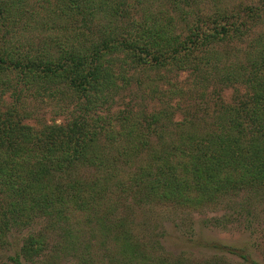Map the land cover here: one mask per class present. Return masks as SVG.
<instances>
[{"label":"trees","instance_id":"obj_1","mask_svg":"<svg viewBox=\"0 0 264 264\" xmlns=\"http://www.w3.org/2000/svg\"><path fill=\"white\" fill-rule=\"evenodd\" d=\"M197 3L0 0V250L29 231L11 264L79 244L82 264H190L137 239L135 211L264 198V5Z\"/></svg>","mask_w":264,"mask_h":264},{"label":"rangeland","instance_id":"obj_2","mask_svg":"<svg viewBox=\"0 0 264 264\" xmlns=\"http://www.w3.org/2000/svg\"><path fill=\"white\" fill-rule=\"evenodd\" d=\"M197 1V7L206 13L225 9L232 11L247 5L257 8L264 5V0ZM186 77L187 74L184 73L178 79L183 81ZM133 86L131 85L127 91ZM165 87L166 85H161L162 89ZM127 91L121 95L122 99H117L115 110L125 107L128 100ZM232 94L229 89L225 90L222 92L223 100H229ZM29 109L37 111L46 119H55L57 122L61 119L55 114L59 112L56 103L49 102L48 99L44 103L40 99L31 102ZM180 117L177 114L175 119ZM131 226L134 228V235L137 239H145L146 242L155 239L160 250L185 262L188 261L190 264H250V261L264 264V198L262 199L261 193L259 198L246 191L238 195L227 194L221 196L215 204L199 209L181 210L173 208L171 202L157 201L154 205L151 203L135 211L134 222ZM86 227L89 229V226ZM28 233V229H25L12 234L11 246L0 250V263L11 264L8 258L19 249L22 239ZM89 234L88 232L81 238L85 242L91 241L95 259L100 256V254L95 255L97 251L95 246L99 239L92 238ZM57 236L58 234H53V243L61 241ZM73 241L79 244V241ZM59 247L64 248L65 245ZM83 247V244H79V250L76 251L77 257H72L71 251L66 248L68 254L65 256L61 253L64 252L61 249L58 254L60 259L56 264H82L81 259L88 256ZM48 251L44 253L45 258L55 253L54 249L51 252Z\"/></svg>","mask_w":264,"mask_h":264}]
</instances>
